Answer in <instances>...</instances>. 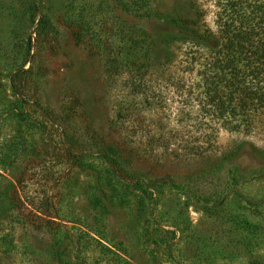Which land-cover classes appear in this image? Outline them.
Here are the masks:
<instances>
[{
	"label": "rangeland",
	"instance_id": "rangeland-1",
	"mask_svg": "<svg viewBox=\"0 0 264 264\" xmlns=\"http://www.w3.org/2000/svg\"><path fill=\"white\" fill-rule=\"evenodd\" d=\"M216 1L0 0V264H264V111L230 133L185 40L149 56Z\"/></svg>",
	"mask_w": 264,
	"mask_h": 264
},
{
	"label": "trees",
	"instance_id": "trees-1",
	"mask_svg": "<svg viewBox=\"0 0 264 264\" xmlns=\"http://www.w3.org/2000/svg\"><path fill=\"white\" fill-rule=\"evenodd\" d=\"M216 27L200 31L188 23V13L175 12L171 21L179 35L155 43L150 61L164 68L173 60L174 42L185 40V55L191 66L200 63L205 89V110L217 115L222 128L230 133H241L249 128L246 122L255 110L264 111V0H217ZM182 34V35H180ZM201 86V85H200ZM252 112V113H251ZM104 158L117 172L135 178L124 151L115 143H106ZM3 193L11 197L14 187Z\"/></svg>",
	"mask_w": 264,
	"mask_h": 264
}]
</instances>
